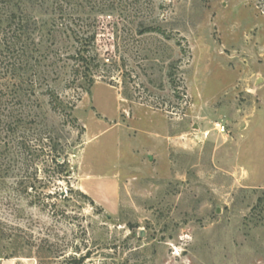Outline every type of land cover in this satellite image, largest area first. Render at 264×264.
I'll list each match as a JSON object with an SVG mask.
<instances>
[{"label": "rangeland", "instance_id": "1", "mask_svg": "<svg viewBox=\"0 0 264 264\" xmlns=\"http://www.w3.org/2000/svg\"><path fill=\"white\" fill-rule=\"evenodd\" d=\"M39 9L56 64L36 93L46 128L0 148V264H264V0Z\"/></svg>", "mask_w": 264, "mask_h": 264}, {"label": "trees", "instance_id": "2", "mask_svg": "<svg viewBox=\"0 0 264 264\" xmlns=\"http://www.w3.org/2000/svg\"><path fill=\"white\" fill-rule=\"evenodd\" d=\"M40 2L41 0H0V79L7 76L12 80V83H0V136L2 133L9 138L16 136L15 143L9 140L0 142L2 151L17 147L20 154L28 152L32 147L27 132L36 130L39 126L46 128V113L42 112L43 103L36 93L43 87L49 70L54 68L56 62L50 63L51 50L44 45L43 29L38 26ZM88 44L87 41L82 43V52H87ZM81 51L78 49L76 56L82 63L75 68L76 71L83 68L86 75L92 70L94 59L81 55ZM48 94L50 105L60 109L69 117L68 120L75 122L76 118L72 115L74 107L60 101L53 89H49ZM6 105L9 109L4 113L1 109ZM49 152L50 160L55 164L58 173L68 172L65 160L57 162L62 151L50 146ZM83 196L93 204L87 195ZM88 255L86 253L79 259L71 260L73 264H81Z\"/></svg>", "mask_w": 264, "mask_h": 264}, {"label": "crops", "instance_id": "3", "mask_svg": "<svg viewBox=\"0 0 264 264\" xmlns=\"http://www.w3.org/2000/svg\"><path fill=\"white\" fill-rule=\"evenodd\" d=\"M91 183H92V181H90ZM91 183H84L83 184V189L86 191V192H88L90 195H94L95 194V190H94V188H92V186H90L91 185ZM88 184V185H87Z\"/></svg>", "mask_w": 264, "mask_h": 264}, {"label": "built area", "instance_id": "4", "mask_svg": "<svg viewBox=\"0 0 264 264\" xmlns=\"http://www.w3.org/2000/svg\"><path fill=\"white\" fill-rule=\"evenodd\" d=\"M216 128H217L219 131H221V132L224 131V126L221 125L220 123H217V124H216Z\"/></svg>", "mask_w": 264, "mask_h": 264}]
</instances>
